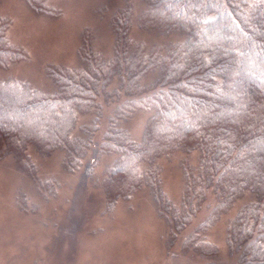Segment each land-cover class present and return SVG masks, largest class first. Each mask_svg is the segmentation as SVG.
<instances>
[{"label": "trees", "instance_id": "obj_1", "mask_svg": "<svg viewBox=\"0 0 264 264\" xmlns=\"http://www.w3.org/2000/svg\"><path fill=\"white\" fill-rule=\"evenodd\" d=\"M24 1L35 13H57L45 0ZM143 1L138 27L182 41L150 49L133 42L126 2L110 18V58L93 51L85 34L78 69L46 68L55 93L0 80V160L10 156L44 197H52L54 180L39 182L30 151L60 156L64 172L86 180L97 157L115 154L101 180L103 211L148 193L164 224L170 263L183 257L188 264H264V0ZM9 26L0 18L2 69L26 59L9 44ZM148 73L156 77L143 86ZM103 97L117 107L97 142ZM135 111L152 114L139 141L118 126ZM93 112L91 124L80 126L82 136H76L78 116ZM176 152L187 159L179 163L174 201L162 190L155 161ZM217 225L223 247L210 240Z\"/></svg>", "mask_w": 264, "mask_h": 264}, {"label": "rangeland", "instance_id": "obj_2", "mask_svg": "<svg viewBox=\"0 0 264 264\" xmlns=\"http://www.w3.org/2000/svg\"><path fill=\"white\" fill-rule=\"evenodd\" d=\"M126 2L131 7L129 37L133 42L150 49L182 41L174 33L165 35L140 29L138 18L145 2ZM126 2L45 0V7L57 11L55 15H47L35 13L24 0H0V18L10 22L8 42L26 53L25 60L0 68V80L13 78L45 94L55 93L46 68L61 65L78 69L77 51L85 34L91 39L93 51L103 59L110 58L113 52L110 18ZM155 77V73H148L140 84L148 86ZM117 82H112L108 89ZM99 105L97 142L107 130L108 117L117 103L103 97ZM94 115L95 112L78 116L76 136H82L79 127L90 125ZM151 116L135 111L126 120L118 121V126L131 140L139 141ZM29 155L39 182L53 179L55 190L52 197H44L10 156L0 160V264H188L183 257L173 263L168 261L162 238L164 224L148 193H137L130 201L116 204L110 212L103 211L106 199L101 180L117 155L97 157L94 174L88 181L80 174L64 172L56 154L42 158L30 151ZM190 156L197 157V153ZM183 159H187L186 155L176 152L155 161L162 171V190L174 201L181 188L179 163ZM214 230L211 242L223 247L222 228L217 225Z\"/></svg>", "mask_w": 264, "mask_h": 264}]
</instances>
